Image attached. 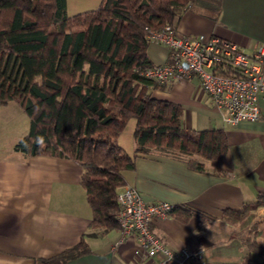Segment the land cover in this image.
<instances>
[{
	"label": "trees",
	"instance_id": "1",
	"mask_svg": "<svg viewBox=\"0 0 264 264\" xmlns=\"http://www.w3.org/2000/svg\"><path fill=\"white\" fill-rule=\"evenodd\" d=\"M218 4L101 0L94 9L68 15L65 0H0V106L16 101L30 122L13 148L79 162L92 213L89 231L75 245L39 264L78 257L89 251L87 237L118 228L116 195L124 186L123 172L135 166L117 142L129 119H135L137 153L182 156L196 170L225 155V132L184 127L179 104L150 94L167 81L145 75L154 65L147 28L173 26L187 9L216 10ZM262 206L264 193H258L241 208L223 211L222 221L246 231L243 241L257 256L225 264H264V229L250 227ZM193 214L190 206L174 204L168 216L186 222Z\"/></svg>",
	"mask_w": 264,
	"mask_h": 264
},
{
	"label": "crops",
	"instance_id": "2",
	"mask_svg": "<svg viewBox=\"0 0 264 264\" xmlns=\"http://www.w3.org/2000/svg\"><path fill=\"white\" fill-rule=\"evenodd\" d=\"M100 1L65 0V11L72 15L94 9ZM218 5L216 10L187 9L173 27L179 34L217 35L246 51L264 43V0H219ZM147 54L154 65L161 64L167 60L168 48L150 40ZM150 94L179 104L184 127L222 129L228 142L224 156L205 160L204 169L196 170L182 156L137 153L135 119L128 120L117 142L134 157L135 166L123 172L124 185L133 186L146 202L186 204L196 210L186 222L157 218L151 222V232L175 249L202 248L203 258L193 264L238 263L247 254L256 259L243 241L246 231L223 222L222 215L225 209H239L264 193V95L257 120L228 126L195 76L172 78L150 88ZM11 102L19 107H11ZM23 114L16 101L0 106V264H39L59 254L89 231L92 217L80 184L79 162L14 150V144L28 133L22 130ZM3 129L9 134H2ZM250 227L264 229V206L256 211ZM87 242L88 252L62 264H159L158 259L135 252V237L120 241L118 228L89 236Z\"/></svg>",
	"mask_w": 264,
	"mask_h": 264
},
{
	"label": "built area",
	"instance_id": "3",
	"mask_svg": "<svg viewBox=\"0 0 264 264\" xmlns=\"http://www.w3.org/2000/svg\"><path fill=\"white\" fill-rule=\"evenodd\" d=\"M147 31L151 41L167 46L168 57L165 62L147 68L146 76L161 83L195 76L214 106L222 111L225 125L235 126L260 117L259 101L264 95V43L246 51L217 35L179 34L171 24L160 29L147 28ZM116 200L120 205L115 217L120 241L135 237L136 253L156 258L159 264L169 261L187 264L203 258L202 248L175 249L151 232V222L168 217L173 203L146 202L129 184L117 193Z\"/></svg>",
	"mask_w": 264,
	"mask_h": 264
},
{
	"label": "rangeland",
	"instance_id": "4",
	"mask_svg": "<svg viewBox=\"0 0 264 264\" xmlns=\"http://www.w3.org/2000/svg\"><path fill=\"white\" fill-rule=\"evenodd\" d=\"M10 105H12L11 107H15V108H18L19 106L15 103V102H11V104ZM8 107H10V106H8ZM24 116V121H26V123L24 122L23 123V128H22V130L23 129H25V132L27 133L28 132V129H29V127H28V118H27V116L25 115V114H23ZM131 120H133V118H131L129 121H131ZM7 131L8 130H6V129H3L2 131H1V133L3 134V133H7ZM7 134H9V133H7ZM14 135H15V133H13ZM7 146H8V143H7Z\"/></svg>",
	"mask_w": 264,
	"mask_h": 264
},
{
	"label": "water",
	"instance_id": "5",
	"mask_svg": "<svg viewBox=\"0 0 264 264\" xmlns=\"http://www.w3.org/2000/svg\"><path fill=\"white\" fill-rule=\"evenodd\" d=\"M184 65L186 66V63H184Z\"/></svg>",
	"mask_w": 264,
	"mask_h": 264
}]
</instances>
